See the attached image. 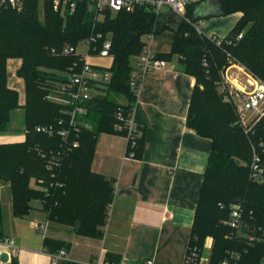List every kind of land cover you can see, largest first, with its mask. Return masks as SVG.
<instances>
[{
  "label": "trees",
  "instance_id": "trees-1",
  "mask_svg": "<svg viewBox=\"0 0 264 264\" xmlns=\"http://www.w3.org/2000/svg\"><path fill=\"white\" fill-rule=\"evenodd\" d=\"M203 1L187 6L183 17L174 13L156 16L151 9L136 7L116 13L104 11L101 20H95L88 0L79 2L73 14L56 11L50 0H24L18 11L0 3V132L7 131L11 113L19 108L24 111L25 125L23 142L0 144V184L9 183L14 217L27 216L31 202L37 200L50 221L71 226L78 235L102 237L113 183L91 170L96 141L100 133L125 135L114 130L115 112L121 107L128 115L135 101L129 87L131 60L142 50L143 36L169 30L174 34L171 50L157 56L165 61L177 56L185 73L194 77L186 125L211 141L188 247L194 245L201 250L205 239L210 238L208 264H220L231 250L240 254L238 264H264V185L249 179L252 147L264 166V116L246 133L234 104L216 90L230 57L264 82V0H211L209 10L198 14ZM237 12L241 17L219 44L194 28L200 20ZM98 34L97 46L111 39L110 80L103 94L86 103L91 129L80 132L78 146L62 156L55 171V180L62 186L49 187L46 155L61 150L60 138L35 128L64 118L62 106L48 96L67 81L66 71L77 60L72 55H54L51 49L76 46ZM9 59L21 61L16 75L24 82L23 106L19 105L18 92L7 85ZM110 94L123 97L126 104L110 99ZM135 122L138 136L127 143L126 153L142 160L151 132L140 119L138 106ZM38 179L43 180L41 187H49L46 195L33 187L32 181ZM234 204L241 207L242 219L256 229L260 240L232 234L225 221ZM67 246L46 237L42 240L43 249L50 254ZM119 259L118 255L107 254L105 262Z\"/></svg>",
  "mask_w": 264,
  "mask_h": 264
},
{
  "label": "crops",
  "instance_id": "crops-1",
  "mask_svg": "<svg viewBox=\"0 0 264 264\" xmlns=\"http://www.w3.org/2000/svg\"><path fill=\"white\" fill-rule=\"evenodd\" d=\"M210 2L204 0L198 14L207 12ZM240 17L237 12L200 20L202 35L222 39ZM161 33L154 50L151 41L157 55L168 53L173 42L172 31ZM20 65V59L7 61V85L18 95L23 89L22 101L19 96V105L23 106L24 82L16 75ZM194 84V77L185 73L177 56L166 61L164 69L143 76L137 106L151 135L142 160L127 155L128 142L121 135L105 133L95 147L91 170L113 183V199L102 237L78 235L71 226L50 221L41 203L32 206L27 216L17 218L12 214L10 199L5 224L0 204V235L11 237L20 248L14 264H107V254L120 257L110 264H142L146 260L153 264H183L211 145L209 139L186 125ZM118 103L126 104V100ZM12 122L11 119L9 125ZM12 131L8 128L0 132V144L24 141L25 130L23 134ZM33 221L49 222L45 237L68 245L62 248L64 258L53 259L43 249V238L31 227ZM28 227L31 232L26 231ZM211 246L209 238L208 255L205 259L202 256V264L207 262Z\"/></svg>",
  "mask_w": 264,
  "mask_h": 264
},
{
  "label": "built area",
  "instance_id": "built-area-1",
  "mask_svg": "<svg viewBox=\"0 0 264 264\" xmlns=\"http://www.w3.org/2000/svg\"><path fill=\"white\" fill-rule=\"evenodd\" d=\"M42 3L45 0H37ZM53 8L61 14H73L79 2L85 0H50ZM90 8L94 9L95 20H101L103 12L110 10L113 13L119 11H131L136 7L151 9L156 16L164 14L162 7L167 6L169 12L183 17L187 6L199 2V0H88ZM1 5L14 10H21L24 6V0H1ZM201 23L194 24L196 32L202 35ZM153 34L143 36L144 46L141 52L131 60L132 71L129 78V87L133 92L135 101L128 115L124 114L121 107L115 112L116 123L114 130L116 132H125L124 137L127 142H134L138 136L137 125L135 122V111L137 107V98L139 95L141 80L143 76L152 70L164 69L166 61L160 59L151 49ZM241 37L238 35L237 39ZM98 34L79 42L76 46H63L59 50L51 49L54 55H72L77 58L76 61L66 71L67 81L56 86L53 94L48 98L53 102L60 104L63 108L64 118H60L57 123L51 125H39L35 130L49 137L57 136L60 138L61 150L50 151L46 155V168L50 171L51 181L49 187H61L62 183L55 180V171L57 172L62 156L79 144L78 135L83 129H91V124L87 121L88 107L86 103L95 96L103 94L107 83L110 80V71L112 55L110 54L111 39L102 40L100 46H97ZM212 41L219 44L222 39L211 35L208 36ZM79 44L85 46V53H78ZM96 60V61H93ZM104 60L103 63L98 61ZM102 62V61H101ZM206 63H204L205 65ZM236 75V77L233 76ZM240 78L242 81H240ZM239 79V80H237ZM221 94L224 99L231 101L236 107L239 115V123L247 133L264 116V82L250 72L243 64L230 57L228 65L222 73L220 84ZM44 156V154H42ZM249 179L259 185H264V166L260 156L254 147L249 163ZM42 179L32 181L34 188L48 193L49 187H41ZM225 223L232 229V234L236 237H246L249 241H258L264 238L258 236L256 229L249 227L242 219V209L239 205L230 206L229 218ZM49 222L33 221L32 229L43 239L45 238ZM20 248L14 240L8 236L0 237V264H11L19 254ZM5 254L6 260L1 256ZM65 251L59 250L52 254L53 259L65 257ZM240 254L235 251H228L220 264H238ZM204 264H208L206 260ZM142 264H153L152 260H146ZM183 264H202V249L196 246H189Z\"/></svg>",
  "mask_w": 264,
  "mask_h": 264
},
{
  "label": "rangeland",
  "instance_id": "rangeland-1",
  "mask_svg": "<svg viewBox=\"0 0 264 264\" xmlns=\"http://www.w3.org/2000/svg\"><path fill=\"white\" fill-rule=\"evenodd\" d=\"M167 10H168L167 6H163L162 7V12L163 13L166 12ZM161 34H163V33H161ZM161 34H157V35H154L153 36L154 37L153 38V42H152V49L153 50L157 48L156 47V39H157L158 36H161ZM77 52L78 53H85V46L82 45V44H79V46L77 48ZM93 61H96V60H93ZM101 61L99 60L98 62L103 63L104 60H101ZM224 69L225 68H223L222 71H221V73H220V79L216 82V90H217L218 94H221L220 84H221L222 73H223ZM233 76L236 77L235 74H233ZM237 80H239V79H237ZM240 81H242L241 78H240ZM19 96H20V100L22 101L23 100V96H24L23 89H21ZM109 98L110 99H113L114 101H119V100L123 99V97L116 96L114 94H110L109 95ZM234 108H235V111L237 113L236 107H234ZM238 117H239V115H238ZM11 119L13 120V122L11 123V125L8 126V128L10 130H13L12 132H14L16 134H19V133H22L23 134V131L25 130V125H24V111H23V109L22 108H19L18 110L13 111L11 113ZM104 134L105 133H100L98 135V138H97V141H96V146H95L96 148H97V145L103 139ZM10 199H11V191H10L9 183H2V184H0V204H2V206H1V208H2V216H3V221H4L5 224H7V221H6V219H7V208L10 207V205H9L10 204ZM31 205L32 206L40 205V202L37 201V200H34V201L31 202ZM26 220L29 222V218H27ZM26 231L31 232L29 230V227H28V229L26 228ZM6 232H7V230L4 228V233H6ZM208 245H209V238H206L205 241H204L203 254H202V256H203L204 259L208 255L207 254V246Z\"/></svg>",
  "mask_w": 264,
  "mask_h": 264
},
{
  "label": "water",
  "instance_id": "water-1",
  "mask_svg": "<svg viewBox=\"0 0 264 264\" xmlns=\"http://www.w3.org/2000/svg\"><path fill=\"white\" fill-rule=\"evenodd\" d=\"M1 258H2V260H6V255L5 254H3L2 256H1Z\"/></svg>",
  "mask_w": 264,
  "mask_h": 264
}]
</instances>
